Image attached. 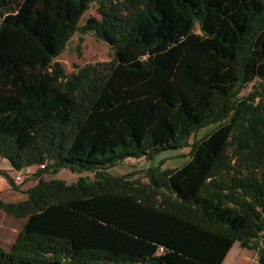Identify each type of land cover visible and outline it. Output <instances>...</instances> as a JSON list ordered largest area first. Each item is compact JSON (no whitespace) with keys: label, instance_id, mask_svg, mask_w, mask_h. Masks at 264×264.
I'll list each match as a JSON object with an SVG mask.
<instances>
[{"label":"trees","instance_id":"1","mask_svg":"<svg viewBox=\"0 0 264 264\" xmlns=\"http://www.w3.org/2000/svg\"><path fill=\"white\" fill-rule=\"evenodd\" d=\"M93 1L80 29L112 59L67 73L54 58ZM183 147L147 183L108 171ZM0 157L38 166L0 203L24 218L0 264H222L235 242L264 264V0H0ZM63 168L93 179L42 178Z\"/></svg>","mask_w":264,"mask_h":264},{"label":"rangeland","instance_id":"2","mask_svg":"<svg viewBox=\"0 0 264 264\" xmlns=\"http://www.w3.org/2000/svg\"><path fill=\"white\" fill-rule=\"evenodd\" d=\"M90 18L101 19L98 3L95 1L89 3L88 8L82 13L77 22V29L68 37L64 47L54 58V62L60 64L67 73L74 71L76 69L75 65L82 66L112 59L113 52L109 44L97 38L93 31L81 32L80 28L87 25V21ZM194 31L198 32V29L195 28ZM251 91L252 85H247L240 90L237 96L244 97ZM256 101H259V98H256ZM215 127V124H208L194 131L189 137L188 143L193 144L199 141ZM189 149V147H183L176 150H166L161 152L152 161L146 160L145 158H126L108 171L112 175L127 176L128 179H138L143 183H147L148 179L146 175L150 167L159 166L160 169H173L180 166L188 159ZM37 168L38 166L34 165L31 168L27 167L20 170V173H24V176L21 182H14L18 186L17 190L9 184H6V179L0 176V203L17 204L24 201L27 198V190L35 186L38 182V178L35 176ZM0 169L7 170L14 181V176L18 171L10 168L8 161L1 157ZM80 177L93 179V174L87 172L74 173L63 168L56 174L47 172L42 175L44 180L58 179L66 184L74 183ZM23 223L24 218L10 215L0 208V247L9 249Z\"/></svg>","mask_w":264,"mask_h":264},{"label":"crops","instance_id":"3","mask_svg":"<svg viewBox=\"0 0 264 264\" xmlns=\"http://www.w3.org/2000/svg\"><path fill=\"white\" fill-rule=\"evenodd\" d=\"M6 184L8 183L6 182ZM222 264H257V255L252 250L241 248L235 242L227 252Z\"/></svg>","mask_w":264,"mask_h":264},{"label":"built area","instance_id":"4","mask_svg":"<svg viewBox=\"0 0 264 264\" xmlns=\"http://www.w3.org/2000/svg\"><path fill=\"white\" fill-rule=\"evenodd\" d=\"M40 168H43L44 165H39ZM24 173H20V170L18 171V173L14 176V182H21L23 179Z\"/></svg>","mask_w":264,"mask_h":264}]
</instances>
